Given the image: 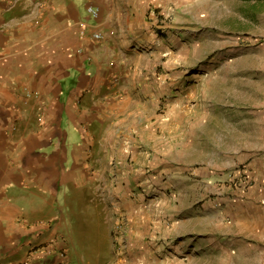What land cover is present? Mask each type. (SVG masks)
<instances>
[{"label": "crops", "instance_id": "crops-1", "mask_svg": "<svg viewBox=\"0 0 264 264\" xmlns=\"http://www.w3.org/2000/svg\"><path fill=\"white\" fill-rule=\"evenodd\" d=\"M197 1L0 0V264H168L146 234H127L146 223L123 211L119 182L151 154L155 104L183 91L182 74L158 76L151 56L182 39ZM94 29L115 33L95 40Z\"/></svg>", "mask_w": 264, "mask_h": 264}, {"label": "rangeland", "instance_id": "rangeland-1", "mask_svg": "<svg viewBox=\"0 0 264 264\" xmlns=\"http://www.w3.org/2000/svg\"><path fill=\"white\" fill-rule=\"evenodd\" d=\"M181 19L182 39L151 59L158 76L181 73L183 91L155 104L151 154L119 182L123 211L146 223L127 234H146L168 264H264V0H199Z\"/></svg>", "mask_w": 264, "mask_h": 264}, {"label": "built area", "instance_id": "built-area-1", "mask_svg": "<svg viewBox=\"0 0 264 264\" xmlns=\"http://www.w3.org/2000/svg\"><path fill=\"white\" fill-rule=\"evenodd\" d=\"M87 12L89 14V16L91 18H97L99 16V8L93 5H89L87 7ZM79 26H80V32L82 35H87L89 34L90 31V24L88 19H82L79 21ZM115 31L111 30V31H105L103 29H94L93 31H91V37L95 40H104L108 35L110 34H114ZM121 232V227L118 226L116 228V231L114 232V234H120ZM66 252V251H65Z\"/></svg>", "mask_w": 264, "mask_h": 264}]
</instances>
